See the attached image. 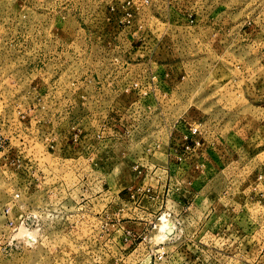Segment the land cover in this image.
Instances as JSON below:
<instances>
[{"label": "rangeland", "instance_id": "rangeland-1", "mask_svg": "<svg viewBox=\"0 0 264 264\" xmlns=\"http://www.w3.org/2000/svg\"><path fill=\"white\" fill-rule=\"evenodd\" d=\"M0 264H264V0H0Z\"/></svg>", "mask_w": 264, "mask_h": 264}]
</instances>
